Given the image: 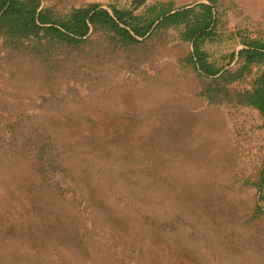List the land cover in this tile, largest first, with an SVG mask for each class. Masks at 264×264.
Returning a JSON list of instances; mask_svg holds the SVG:
<instances>
[{
  "label": "rangeland",
  "instance_id": "rangeland-1",
  "mask_svg": "<svg viewBox=\"0 0 264 264\" xmlns=\"http://www.w3.org/2000/svg\"><path fill=\"white\" fill-rule=\"evenodd\" d=\"M209 1L202 47L235 67L264 40V0H40L62 14ZM182 27L135 44L98 27L77 44L0 35V264H264V117L202 93Z\"/></svg>",
  "mask_w": 264,
  "mask_h": 264
},
{
  "label": "trees",
  "instance_id": "trees-1",
  "mask_svg": "<svg viewBox=\"0 0 264 264\" xmlns=\"http://www.w3.org/2000/svg\"><path fill=\"white\" fill-rule=\"evenodd\" d=\"M110 8L111 11L99 3H89L62 14L42 6L40 0H0V35L14 41L45 38L77 44L98 27L113 32L127 44H135L158 28L182 25V38L192 45L185 61L209 79L202 93L212 102L251 106L264 117V69L254 73L248 86L230 87L246 78L252 66L264 64V40H244V46L237 51L235 67L211 63L202 47L204 41L217 35L219 17L211 1L175 9L157 2L138 14L111 5ZM253 184L258 192L264 188V163ZM263 199L264 195H258L257 210H261L259 202Z\"/></svg>",
  "mask_w": 264,
  "mask_h": 264
}]
</instances>
